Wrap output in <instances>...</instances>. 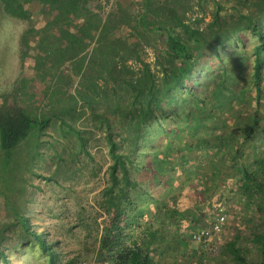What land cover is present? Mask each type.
Returning <instances> with one entry per match:
<instances>
[{
  "label": "trees",
  "instance_id": "trees-1",
  "mask_svg": "<svg viewBox=\"0 0 264 264\" xmlns=\"http://www.w3.org/2000/svg\"><path fill=\"white\" fill-rule=\"evenodd\" d=\"M0 1L7 14L30 18L27 4L33 0ZM101 1L49 0L66 13L59 21L75 28L70 58L79 61L81 74L79 91L70 94L71 104L55 105L56 115L67 123L62 114L76 111L83 101L104 125L111 158L94 219L93 252L99 264H179V255L188 260L186 251L192 252L193 234L210 229L224 212L216 204L225 191L232 198L229 207L247 211L254 206L264 213V152L255 143L264 142V0H114L106 17L96 9ZM123 25L134 33L132 40L116 35ZM245 32L254 42L251 77L237 91L221 72L222 63L208 60L201 66L200 60L211 54L221 60L231 43L245 44ZM93 41L100 47L88 52ZM147 48L155 51L154 60H147ZM207 69L217 70L216 77H208ZM235 100L252 106L228 126L226 110ZM49 123L45 117L35 124L14 102L0 104V186L7 203L0 264L24 259L22 254L16 258L8 231L30 244L42 264H93L89 248L64 252L50 229L38 228L27 213L26 179L19 174L31 170L35 139ZM195 150L198 157L185 159ZM142 174L148 188L159 182L167 186H162L165 197L154 196L140 207L133 197L134 189L143 190L137 178ZM190 180L192 193L199 195L181 207ZM250 236V242L240 233L225 241L218 257L222 263L264 264V229L255 226Z\"/></svg>",
  "mask_w": 264,
  "mask_h": 264
},
{
  "label": "rangeland",
  "instance_id": "rangeland-1",
  "mask_svg": "<svg viewBox=\"0 0 264 264\" xmlns=\"http://www.w3.org/2000/svg\"><path fill=\"white\" fill-rule=\"evenodd\" d=\"M113 3L114 0H102V7L96 9L106 17ZM94 4L96 6V3ZM211 4L212 2L208 1L206 8ZM27 8L30 18L20 19L7 14L0 1V104L6 99L25 107L33 116L35 124L42 118L50 119L49 126L35 139L37 149L32 150L33 159L29 164L31 170L19 174L26 179L27 213L34 223L40 224L38 228L46 226L50 229L52 235L61 241L64 252L73 254L87 247L91 251L89 260L93 264H99L97 253L93 252L94 219L97 212H100L98 203L103 197L102 189L109 180L108 165L111 162L104 125L100 118L88 111L83 101H79L76 111L70 110L69 113L62 114L67 123L60 121L56 115L58 109L55 105L71 104L70 94H77L81 85V74H78L76 68L80 65L79 61L70 58V34L75 32V28L67 26L65 21H59L66 13L53 8L49 0H33L27 4ZM78 22L79 19L74 21L75 24ZM116 35H124L129 40L135 37L127 25H123ZM241 37L245 44L235 47L231 43L228 50L222 52L221 60L213 54L200 60L201 66L208 60H212L215 65L222 63L221 72H227L237 91L243 90L250 82L254 44L247 32L242 33ZM95 47L99 48L100 44L91 42L88 52H92ZM154 57L155 51L147 48V60H154ZM205 74L208 77H216L217 70L207 69ZM215 82L216 78L213 84ZM59 89L62 92L58 93ZM251 106V102L235 100L231 108L226 110L225 117H230L227 125L237 122L242 116L241 112L250 111ZM255 143L264 152V142L261 138ZM199 146L198 143L197 149ZM28 149L29 144L26 147V150ZM249 151L250 148H247L246 153ZM196 156L198 157L197 150L186 153L185 159L192 161ZM178 175L180 176L177 174L176 177ZM180 177L183 178L184 175ZM137 178L143 190L134 189L133 200L140 207L154 196L165 197L162 189V186L166 185L164 182L148 188L146 174L138 175ZM173 186H177L176 180ZM190 188L193 189V181L186 188L190 194L179 200L181 207L197 200L199 193H192ZM227 189L229 190L228 187ZM223 197L225 201L221 198L216 205L224 211L221 214L224 213L226 219L221 229L213 234L212 245L205 247L194 237L202 231L194 233V260H190L192 252L186 251L188 260L179 255V264H223L218 257L225 241H229L236 233L243 234L244 241H249L250 232L255 226L264 229V213L255 211L254 206L252 210L247 211L244 207L237 208L236 205L229 207L227 203L232 198L228 191H225ZM6 206L0 186V226H3L7 219ZM84 220L90 222L88 229L83 224ZM7 234V242L16 248V258L23 255L21 264H42L30 244L19 241L11 231ZM11 249L8 247L7 250ZM162 260L167 262L168 255ZM172 264H175L174 260Z\"/></svg>",
  "mask_w": 264,
  "mask_h": 264
},
{
  "label": "built area",
  "instance_id": "built-area-1",
  "mask_svg": "<svg viewBox=\"0 0 264 264\" xmlns=\"http://www.w3.org/2000/svg\"><path fill=\"white\" fill-rule=\"evenodd\" d=\"M226 215L223 213H220V216L217 218V220L212 224V227L210 229H205L202 232L195 234L194 237L203 243V246H210L212 245L211 238L215 232H218L221 229V226L223 224V221L226 219ZM214 249V248H213Z\"/></svg>",
  "mask_w": 264,
  "mask_h": 264
}]
</instances>
